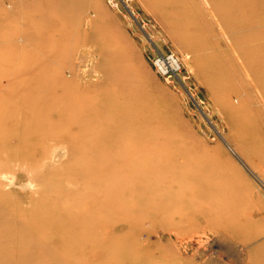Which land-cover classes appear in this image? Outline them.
I'll use <instances>...</instances> for the list:
<instances>
[{
	"label": "rangeland",
	"instance_id": "1",
	"mask_svg": "<svg viewBox=\"0 0 264 264\" xmlns=\"http://www.w3.org/2000/svg\"><path fill=\"white\" fill-rule=\"evenodd\" d=\"M161 53L180 70L158 71ZM262 62L264 0H0V264L22 248L30 264H97L95 199L123 180L98 171L143 142L146 157L183 151L225 198L215 219L184 206L158 227L163 262L264 264V152L231 148L254 127L242 117L259 120Z\"/></svg>",
	"mask_w": 264,
	"mask_h": 264
},
{
	"label": "bare ground",
	"instance_id": "2",
	"mask_svg": "<svg viewBox=\"0 0 264 264\" xmlns=\"http://www.w3.org/2000/svg\"><path fill=\"white\" fill-rule=\"evenodd\" d=\"M252 66V72L259 75L261 80L254 85L255 95L260 99L264 97V62ZM37 108L33 111L37 112ZM256 112L259 120L241 119V127L246 132L249 125L253 124L254 127L244 140L230 146L232 150L235 148L236 155L243 151L242 154L248 158L251 154L264 152V140L254 134L255 130L264 129V105L257 106ZM145 144L149 146L146 142L138 143L133 152L123 155L121 160L110 162L108 167H99L98 172H115L123 180L114 185L112 193L103 195L99 201L95 199L98 209L105 205L109 209L108 218L97 217L99 221L94 224L96 243L92 246V251L97 264H167L162 258H165L171 245L160 242L164 236L159 234V226L172 227L182 222L185 216L190 217L192 212H185L184 206L195 207L196 212L211 213L212 216H216L219 208L221 210L225 207V198L217 193V185L205 179L202 167H195L191 158L184 155L183 151L175 153L172 158L156 154L146 157ZM87 170L95 169L94 166H89ZM226 206L227 210H232ZM22 220L23 217H19L12 221L20 224ZM25 224L31 225L30 222ZM143 234H146V238L140 242ZM153 234L158 235L157 242L151 241ZM185 242L186 245L193 246L189 239ZM26 248L32 247L30 245ZM24 250L25 248L19 249L8 257L1 258V264H30ZM247 264H257L256 258L250 257Z\"/></svg>",
	"mask_w": 264,
	"mask_h": 264
},
{
	"label": "built area",
	"instance_id": "3",
	"mask_svg": "<svg viewBox=\"0 0 264 264\" xmlns=\"http://www.w3.org/2000/svg\"><path fill=\"white\" fill-rule=\"evenodd\" d=\"M155 64L158 71L169 76L171 73L179 71L181 68L180 61L175 54L164 55L161 53L156 57Z\"/></svg>",
	"mask_w": 264,
	"mask_h": 264
}]
</instances>
